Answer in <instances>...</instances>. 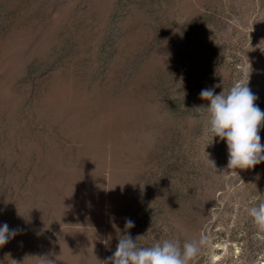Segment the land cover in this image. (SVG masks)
<instances>
[{"label":"rangeland","instance_id":"374dc122","mask_svg":"<svg viewBox=\"0 0 264 264\" xmlns=\"http://www.w3.org/2000/svg\"><path fill=\"white\" fill-rule=\"evenodd\" d=\"M248 76L264 112V0H0V264H100L125 231L264 264V162L201 139V90Z\"/></svg>","mask_w":264,"mask_h":264},{"label":"clouds","instance_id":"9594fccd","mask_svg":"<svg viewBox=\"0 0 264 264\" xmlns=\"http://www.w3.org/2000/svg\"><path fill=\"white\" fill-rule=\"evenodd\" d=\"M248 78L235 82L225 93L215 94L214 89L201 90L200 98L208 101L205 112V126L201 139L206 147L213 144L215 138L225 141L228 149L227 169H252L264 162V145L259 135L264 122V112L256 105L257 97L248 87ZM205 147V148H206ZM206 152V151H205ZM207 154V163L216 169L215 162ZM248 215L252 218L259 233L264 234V201L250 207ZM135 227L134 221L127 219L125 229ZM17 234L7 224L0 226V247ZM138 238V237H137ZM137 238L133 239L127 231L119 238L116 250L111 257L100 264H191L205 243L199 241L185 242L182 246L178 240L165 239L150 246H139ZM42 264H54L52 260Z\"/></svg>","mask_w":264,"mask_h":264}]
</instances>
